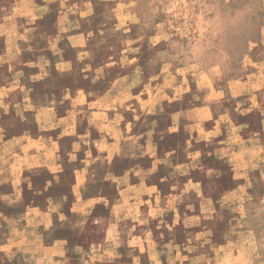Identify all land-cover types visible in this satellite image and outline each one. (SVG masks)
I'll use <instances>...</instances> for the list:
<instances>
[{
	"label": "rangeland",
	"instance_id": "obj_1",
	"mask_svg": "<svg viewBox=\"0 0 264 264\" xmlns=\"http://www.w3.org/2000/svg\"><path fill=\"white\" fill-rule=\"evenodd\" d=\"M122 2L0 0V264H264V0Z\"/></svg>",
	"mask_w": 264,
	"mask_h": 264
},
{
	"label": "crops",
	"instance_id": "obj_2",
	"mask_svg": "<svg viewBox=\"0 0 264 264\" xmlns=\"http://www.w3.org/2000/svg\"><path fill=\"white\" fill-rule=\"evenodd\" d=\"M111 1H113V2H111ZM122 1L123 0H108V4H115L114 6H115L117 11L118 10H125L126 4H125V2H122ZM125 25H126V23H125ZM130 25H131V23H130ZM115 26L122 28L123 25H122L121 20H118V22L116 23ZM77 39H78V37H75L73 39V41H75ZM124 53H126V52H124ZM133 75L138 76V71H135L133 73ZM134 89H135V86H130L128 88H124L123 92H121L119 94H114L113 93L114 88H111V90L108 91V101H106L107 99H105V100L100 99L96 102L99 104L108 103V108L98 110L96 113L93 112V114H96L97 116L100 117V121L97 124V126L98 127L100 126L101 129L103 127H106L108 129V132H106L104 134H103L104 130H100L101 134L97 136V139L108 141V149L109 150L116 148L119 141L120 142L123 140L126 141V139L128 137V134L130 131V124H131L130 122H133L130 119L128 106H130L132 101H137L139 99L138 93H135ZM129 95H130V97H128V98H130V99H126L127 96H129ZM92 102H88V100L86 99V103L94 104V102L93 103ZM99 104H97V105H99ZM133 106L135 109H132V111L136 112V120H137V114H138L139 110H137V108H136L137 105L135 106L134 103H133ZM133 106H131V107H133ZM106 111H108V112H106ZM118 119H120V121H118Z\"/></svg>",
	"mask_w": 264,
	"mask_h": 264
}]
</instances>
